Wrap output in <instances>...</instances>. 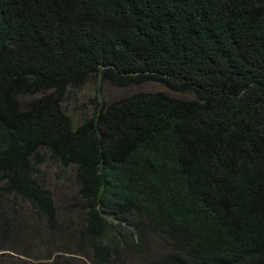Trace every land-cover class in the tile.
<instances>
[{
    "label": "trees",
    "instance_id": "1",
    "mask_svg": "<svg viewBox=\"0 0 264 264\" xmlns=\"http://www.w3.org/2000/svg\"><path fill=\"white\" fill-rule=\"evenodd\" d=\"M87 82L167 92L75 125ZM44 158L73 169L94 264H264V0H0L2 235L8 204L62 229Z\"/></svg>",
    "mask_w": 264,
    "mask_h": 264
},
{
    "label": "rangeland",
    "instance_id": "2",
    "mask_svg": "<svg viewBox=\"0 0 264 264\" xmlns=\"http://www.w3.org/2000/svg\"><path fill=\"white\" fill-rule=\"evenodd\" d=\"M167 92L157 84H144L127 88H114L107 84L98 85L87 82L80 88L70 89L64 97L62 107L75 125L92 115L96 103L108 104L133 93ZM173 95V94H171ZM73 169H64L57 163L44 158L39 167L38 182L49 190L57 220L62 224L60 232L49 231L40 218L33 219L27 207L22 205L14 212L9 204L2 215L6 219V233L0 230V264H94L89 253H78L74 236L82 226L83 204L77 195L73 180ZM166 240L153 246L151 256H158L167 251ZM145 257L134 255L117 264H143ZM144 259V260H142Z\"/></svg>",
    "mask_w": 264,
    "mask_h": 264
}]
</instances>
